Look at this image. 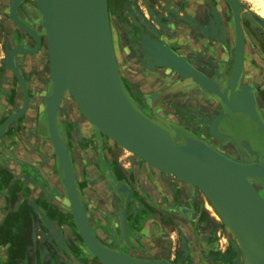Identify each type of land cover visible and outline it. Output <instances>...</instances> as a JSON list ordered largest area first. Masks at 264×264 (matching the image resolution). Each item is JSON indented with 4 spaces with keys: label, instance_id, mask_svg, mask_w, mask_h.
Listing matches in <instances>:
<instances>
[{
    "label": "rangeland",
    "instance_id": "obj_1",
    "mask_svg": "<svg viewBox=\"0 0 264 264\" xmlns=\"http://www.w3.org/2000/svg\"><path fill=\"white\" fill-rule=\"evenodd\" d=\"M236 1L241 9L255 20L257 27L264 31V0ZM111 2L113 6L108 9V17L114 48L121 65L122 72L119 78L127 88L128 78H135V90H128L137 94L144 102L143 99L146 97H156L160 87L173 86L185 78L169 72V67L157 64L155 53L161 46L170 45L174 50L184 52L189 60L192 59L193 53H190L189 45L178 44L175 38L171 37V32L177 29L178 20L188 22L191 16L185 18L183 14L179 15L178 8L174 6L172 0H111ZM40 26L43 29L41 14ZM209 35H213V30ZM138 37L142 40L143 50L137 42ZM167 40H170L169 45L164 43ZM1 47L0 43V56ZM46 59L48 66L47 56ZM192 62L195 63V60ZM222 74H217L218 83L222 79ZM17 88L15 79L10 74L0 75L2 104L0 119L17 110V100L20 99ZM44 88L39 87L34 91V102L25 118L18 119L4 132L5 141L2 146L5 154L2 155L11 161L24 157L22 152L28 154V157H35L36 171L41 176L43 175L41 173L51 176V180L59 184L61 172L55 163V154L45 130L42 99L47 87ZM10 92L12 98L11 94H8ZM36 98L39 101H36ZM168 113L173 114V111ZM180 113L183 114L182 111ZM72 114L74 118H78L82 128L85 125L92 126L78 110L75 109ZM57 118L65 143L73 147L69 141L62 111L59 110ZM92 127L101 137H105L94 126ZM251 134L255 136L253 132ZM93 136V142L88 144V147H92L93 155L97 154L99 149L101 154L113 157L120 170V175L115 174L111 167L100 163L98 157L95 163L89 159L84 165L81 164L82 167L74 166L75 183L86 206L88 222L93 234L102 244L148 261L164 259L174 264H230L232 257L229 254L231 249L228 247L227 238L212 221L204 219L207 216L204 209L197 206L196 196V202L193 200L191 185L176 179L172 174L150 167L147 169L136 154L125 148H118L113 152L110 148L111 141L109 144L97 140L94 134ZM92 164L94 171L90 169ZM95 170L97 174L94 173ZM250 182L256 191L263 187L260 183H253L251 180ZM70 226L73 229L72 222ZM66 231H69V227L64 225V232ZM73 233L74 238L81 244L74 229ZM88 255L83 264H97L95 259Z\"/></svg>",
    "mask_w": 264,
    "mask_h": 264
},
{
    "label": "flooded vegetation",
    "instance_id": "obj_2",
    "mask_svg": "<svg viewBox=\"0 0 264 264\" xmlns=\"http://www.w3.org/2000/svg\"><path fill=\"white\" fill-rule=\"evenodd\" d=\"M172 2L178 8L179 15L183 14L185 18L191 16V20L187 22L179 19L182 22L178 20L177 29L171 32V37H174L178 44L189 45L190 53H193L191 60H195V63L189 60L184 52L171 48L170 40L164 41L165 45H169L170 50L182 58L196 73L215 82L218 90L221 86L217 81V74L221 75L225 72L227 76L228 70L235 61L234 58H238L241 61L239 81L242 83L238 90L242 91L246 99L249 94L252 111L264 125V31L257 27L255 20L241 9L236 0H172ZM107 6L110 10L113 6L111 0H107ZM212 30L213 35H209ZM203 32L206 34L204 35ZM43 35L40 13L35 0H0L2 45L0 75L10 74L15 79L20 96L17 100L18 108L12 113L21 110L24 104V91L26 94L27 108L18 119L25 118L33 105L35 90L39 87H47L44 88L46 91L42 99V108L50 91L51 83L45 70L47 59L42 43ZM192 79L193 77L190 76L179 80L173 86L160 87L156 97H146L145 100L143 99L144 102L137 94L128 90H135V78H128V88L122 80L120 84L133 105L168 130L173 143L181 144L185 137H189L237 162L264 164V134L255 121L244 113L230 111L214 94L200 92V88ZM8 94H11L12 98V93ZM36 101H39L38 98ZM67 104L68 100L64 98V102L61 100L59 104L61 106L57 107L55 126L62 145H66L72 164L75 189L79 199L82 200L75 183V165H84L89 159L95 163L98 157L100 163L111 167L115 174L120 175V170L113 157L101 154L99 149L97 154L93 155L92 147H88V144L93 142V134L98 138L97 140L109 144L110 141L101 137L92 126L85 125L83 129L78 118L73 117L74 114ZM0 107H2L1 100ZM59 110L64 114L69 141L73 147L65 143L59 128L57 118ZM169 111H173V114H169ZM210 130L218 133L219 136L213 135ZM3 137L5 139V134ZM1 148L3 150V147ZM110 148L113 152L118 149L113 144ZM142 163L149 169L150 166L143 161ZM56 165L60 171L59 165L57 163ZM90 169L94 171L93 164ZM94 173L97 174V171L95 170ZM249 179L263 186L257 191L264 199V178L251 176ZM49 180L54 188L49 195L59 208L67 210L60 182L56 184L51 178ZM89 180L92 181L90 177ZM195 192L193 189L194 201ZM84 209L87 214L85 204ZM204 219L208 221L206 217ZM229 254L231 256L230 250Z\"/></svg>",
    "mask_w": 264,
    "mask_h": 264
},
{
    "label": "water",
    "instance_id": "obj_3",
    "mask_svg": "<svg viewBox=\"0 0 264 264\" xmlns=\"http://www.w3.org/2000/svg\"><path fill=\"white\" fill-rule=\"evenodd\" d=\"M76 1L78 0H38V9L41 14V25L47 36L55 75V80L51 83V91L45 98V130L55 153L56 163L60 167L59 182L73 229L87 252L95 261L96 257H99L105 260L106 264H172L164 259L148 261L132 257L115 249L117 255H108L98 245L100 241L91 231L83 201L79 199L75 189L66 145H62L56 131L55 112L65 86L90 113L93 126L99 132H104L114 138L126 150L134 152L137 156L139 154L151 164L161 168V171L171 172L190 181L217 199L227 203L245 205L259 216L264 227V200L250 184L249 179L251 176L264 178V164L237 162L189 137H185L181 144H175L171 139L168 150L150 141L139 129L137 114L125 95L108 57L110 45L105 30V1L88 0L85 8V24L82 27L77 22ZM64 51L77 55L93 73L97 88L103 95L104 103H95L67 79L61 63V53ZM155 59L157 64L172 68L179 72L181 77L192 76V81L201 92L214 94L230 111L236 112L220 95L215 82L196 73L169 47L161 46L159 50L157 49ZM231 77L230 71L226 76V85ZM236 77L232 78L236 79ZM236 95L248 110H241V112L253 119L264 134V126L252 111L249 94L248 99L243 97L240 90L236 91ZM25 108L26 94L24 91V104L21 110L4 116L0 122V147H3L5 141L3 133L9 125L18 120ZM123 220L122 213L121 224ZM96 263L99 264L97 261ZM257 264H264V256Z\"/></svg>",
    "mask_w": 264,
    "mask_h": 264
},
{
    "label": "bare ground",
    "instance_id": "obj_4",
    "mask_svg": "<svg viewBox=\"0 0 264 264\" xmlns=\"http://www.w3.org/2000/svg\"><path fill=\"white\" fill-rule=\"evenodd\" d=\"M104 1H105V22H106V29L105 30H106V34L108 35V42L110 45L108 57H109V60L111 62V66H112L113 71L117 74V76L119 78L120 73H121V65L119 64V59L117 57L118 55H117V52L114 48L115 43H114L113 33L111 30V23H110V20L108 17L107 0H104ZM87 2H88V0H78V1H76V5H75L77 22L80 23L81 27L85 24L84 23L85 22V11H86L85 8L87 5ZM36 6H38V0L36 1ZM137 42L141 47L140 49L143 50L144 49L142 46L143 44H141L142 40L139 39V37L137 38ZM42 43H43V47L45 50L44 54L48 58V66L45 69L46 70V76L48 78V81H50V83H52L53 80H55V75H54V68L51 64L49 44H48L46 34L43 37ZM119 43H120V41H119ZM61 51H63V50H61ZM107 51H108V49H107ZM61 54H62L61 55L62 68H63V71H64L67 79L75 87H77L79 90H81L85 95L90 97L95 103H98V104L104 103L103 95L97 88V85H96V82L94 79V75L86 67L85 63H83V61H81L80 58L75 54L74 55L68 54V53H66V51H64ZM240 64H241V61L237 58L233 62L232 68L230 70H228L229 72L231 71L232 77L235 78L237 76L236 79L231 77L232 80L230 79L229 83L226 85L225 84L226 78L224 77L225 75L223 76V74L225 72H223L222 79L219 82V84L221 86V88L219 90L220 95L225 100L228 101V103L230 104L232 109H235L236 112H241V110H247L246 107L244 106V103H242V101H240L236 95V91L240 88L239 86L242 85V83L239 81ZM135 70H136V68H135ZM168 70H169V72L174 73L177 76L180 75L179 72L173 70L172 68H169ZM165 71L167 72V70H165ZM223 78H225V80H223ZM119 81H120V79H119ZM64 98H66L68 100L67 105L70 107L71 111H74L75 109L78 110L79 113L81 114V116L84 119H86L87 121H89L91 123V125L93 126V122L91 120L90 113L73 96V94L67 88V86L64 87V90L61 93L57 107L59 106L61 100H63V102H64ZM132 107L134 108V110L137 114L138 127L142 131V133L150 141L155 142L157 144V146H159L160 148L168 150L169 141L172 139L171 134L168 132V130L166 128H164L163 126L157 124L153 120H151L148 116H146L140 110V108H137L133 104H132ZM44 110H45V102H44ZM260 123L263 125V123L261 121H260ZM210 129H211V127H210ZM212 131L213 130H210L209 132L214 133L213 135L219 136L218 133L212 132ZM103 133L104 132H102V134ZM103 135H105V137H107V139L109 141H111L112 144L116 145L118 148L124 149L123 145L121 143L117 142L114 138L110 137L106 133H104ZM131 153L135 154L132 151H131ZM138 157H140V159H142L143 162H145L148 166H150V168L162 170L161 168L156 167L155 165H153L150 162H148L147 160H145L139 154H138ZM69 160H70V158H69ZM70 163H71V160H70ZM71 167H72V164H71ZM169 173L172 174L171 172H168V174ZM172 175L174 177H176V179H179L180 181H182L183 183L193 186V189H195V191H196L195 196L197 197V199H196L197 202L196 201L195 202L197 203V206L200 209H204L203 211L205 212L204 214L207 216L208 221L209 220L212 221L215 224V226L219 227V229L224 233L225 237L227 238L228 247L231 249V257L232 258H231V261L229 260L230 264H257L262 259V257L264 256V227H263V224H262L258 215H256L253 211H251L250 208L246 207L245 205L237 204V203H227L224 200L217 199V198L213 197L212 195H210L207 191H205L200 186H198V185H196L190 181L184 180L175 174H172ZM250 184H251V182H250ZM256 192L258 193V191H256ZM98 245L103 249V251L106 254L113 255V256L117 255V252L113 248L106 246L100 242L98 243ZM88 256H91V255H88ZM96 261L99 264H106L105 260H103L102 258H99V257H96Z\"/></svg>",
    "mask_w": 264,
    "mask_h": 264
},
{
    "label": "crops",
    "instance_id": "obj_5",
    "mask_svg": "<svg viewBox=\"0 0 264 264\" xmlns=\"http://www.w3.org/2000/svg\"><path fill=\"white\" fill-rule=\"evenodd\" d=\"M2 153L0 147V264L85 263L88 252L74 238L69 212L49 195L51 176L42 179L25 152L14 161Z\"/></svg>",
    "mask_w": 264,
    "mask_h": 264
}]
</instances>
